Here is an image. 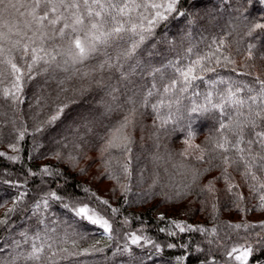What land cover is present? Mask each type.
<instances>
[{
    "label": "trees",
    "instance_id": "obj_1",
    "mask_svg": "<svg viewBox=\"0 0 264 264\" xmlns=\"http://www.w3.org/2000/svg\"><path fill=\"white\" fill-rule=\"evenodd\" d=\"M177 9L185 15L170 14L142 42L123 33L83 62L70 36L48 26L42 42L26 28L30 9L3 11L0 264H244L235 257L246 249L247 264H264V146L253 135L264 131V28L253 30L264 3L180 0ZM40 47L56 59L29 71ZM198 57L214 71L197 68L202 79L186 86L176 69ZM8 58L22 69L19 92ZM229 87L242 89L233 99L243 106ZM130 115V150L108 147ZM241 126L243 152L232 146ZM225 138L228 151L216 146ZM85 206L111 230L77 216Z\"/></svg>",
    "mask_w": 264,
    "mask_h": 264
},
{
    "label": "snow or ice",
    "instance_id": "obj_2",
    "mask_svg": "<svg viewBox=\"0 0 264 264\" xmlns=\"http://www.w3.org/2000/svg\"><path fill=\"white\" fill-rule=\"evenodd\" d=\"M180 0H24L23 3L20 0H16V3H12V0H0V17L3 15V11L8 10L9 8L20 12L21 8H28L27 15L31 18L26 21L25 27L31 29L35 26V30L41 33L40 39L43 42V38L46 33L43 31L45 27L51 26L54 34L60 37L70 36V49L74 61L83 62L94 54H98L101 51L102 47H107L110 42L113 40H123V33H131L133 36H138L139 41H143L145 33L150 34L152 29L159 23L166 21L170 14L177 13L178 15H185L184 12H180L177 9V4ZM259 3H264V0H257ZM143 11H140V10ZM134 14H136L134 22ZM20 15L23 16L24 13L20 12ZM47 22V24H45ZM62 25L59 28H56V25ZM264 28V24L257 23L253 26V30ZM66 29H70V32H66ZM35 34V33H34ZM6 39V36L3 32H0V40ZM35 43V41H33ZM19 45V41L13 44V48ZM138 47L137 43H133L132 49L134 50ZM191 51V49H189ZM11 52V49L8 50ZM24 55H28L29 48L27 45L23 46ZM38 52H43L45 55H38ZM31 61L28 65L29 71L32 67L44 61L45 63H50V60L45 59L46 56H50L51 60L56 59L55 56H52L51 53H48L43 47L32 48L31 49ZM5 54V49L0 45V56ZM129 53H125L128 55ZM204 57H198L190 65L184 69L177 68L176 71L179 73V76L182 78L183 83L187 86L191 84V81L195 79H202V77L196 74L197 68H200L202 71H214V69L205 68L201 60ZM227 59V58H225ZM7 63L12 70L13 75L16 77V82L13 84V87L16 89V92L21 90V74L22 69L13 62L11 58L3 61ZM217 62H219L217 60ZM103 67V65H101ZM261 84L260 92L264 94V81H258ZM176 80L172 81V84L175 85ZM221 83H225L221 81ZM186 87L181 89L185 91ZM165 92L169 91L168 88L164 89ZM242 91L241 88L237 87L235 91L231 87L228 88L229 101L232 104L243 106L245 101L239 98L233 99L236 97L238 92ZM8 90H5V95H8ZM15 98V93H12ZM255 100V97H252ZM210 100V94H209ZM214 107L223 108V105H214ZM63 109L58 110V114L53 116L51 119L54 121L58 119L59 113ZM196 111V109H193ZM257 116L260 113H256ZM132 122L131 115L125 117L124 122L117 128L111 138L108 140V147H119L125 150H130L128 145L131 143V138L128 134L124 132V129ZM227 125L221 124V128H226ZM253 127L255 124L253 123ZM243 127L241 126V133L236 143L233 144V147H237L240 143L243 142ZM23 138V133L20 134ZM253 135L258 138V142L264 146V131H254ZM254 141H247L248 144H252ZM231 143L225 138L224 143H218L216 146L224 151H228L226 144ZM240 152H243L244 149H239ZM202 158V157H201ZM261 160H264V157H261ZM253 179L257 177L253 174ZM261 188H264V184L260 185ZM264 201V195L260 197ZM76 215L86 218L91 221L93 224H99L104 228L105 232L111 230L110 225L106 220L102 218H93V215H89V210L87 207H81L76 210ZM179 227V225H178ZM239 227V225H237ZM183 231V228H180ZM132 244H138L140 242V237L133 235ZM40 249L34 248L33 256L37 259L36 253ZM233 252H236L237 249H233ZM251 250L246 249L241 255L235 257V259L240 260L244 259V264H247V255L250 254ZM232 253H229L231 256Z\"/></svg>",
    "mask_w": 264,
    "mask_h": 264
},
{
    "label": "rangeland",
    "instance_id": "obj_3",
    "mask_svg": "<svg viewBox=\"0 0 264 264\" xmlns=\"http://www.w3.org/2000/svg\"><path fill=\"white\" fill-rule=\"evenodd\" d=\"M161 209H159V210H157L156 212H155V214L156 215H159L160 213H161ZM89 215H93V212H89ZM93 218L94 219H96V218H101L100 216H98V215H96L95 213H94V215H93ZM104 220V219H103Z\"/></svg>",
    "mask_w": 264,
    "mask_h": 264
}]
</instances>
